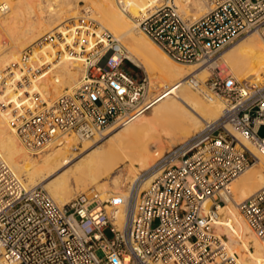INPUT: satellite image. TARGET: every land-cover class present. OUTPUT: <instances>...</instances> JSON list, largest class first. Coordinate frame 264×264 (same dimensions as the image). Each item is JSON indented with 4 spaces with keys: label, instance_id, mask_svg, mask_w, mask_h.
I'll return each mask as SVG.
<instances>
[{
    "label": "built area",
    "instance_id": "2783aa9c",
    "mask_svg": "<svg viewBox=\"0 0 264 264\" xmlns=\"http://www.w3.org/2000/svg\"><path fill=\"white\" fill-rule=\"evenodd\" d=\"M203 1L213 6L195 18L175 0H158L137 24L171 59L207 69L206 78L192 74L186 81L223 99L220 116L166 150L124 195L99 199L90 188L58 205L41 187H25L0 159L4 264H242L215 223L225 203L220 189L257 160L236 132L264 155V135L258 134L264 81L236 80L211 62L244 32L256 31L264 40V0ZM105 44L113 48L105 60H85L83 76L50 103L34 99L33 108L13 109L10 124L26 148L39 151L63 136L81 143L149 104L147 75L124 68L128 59L119 43ZM238 208L264 238V186Z\"/></svg>",
    "mask_w": 264,
    "mask_h": 264
},
{
    "label": "bare ground",
    "instance_id": "6f19581e",
    "mask_svg": "<svg viewBox=\"0 0 264 264\" xmlns=\"http://www.w3.org/2000/svg\"><path fill=\"white\" fill-rule=\"evenodd\" d=\"M157 1L0 0V78L4 79L3 83L0 80V159L25 187L37 186L57 173L43 187L57 204L65 205L72 198L69 180L75 182L80 188L77 193H81L90 183L112 175L120 165L123 168L117 171H122L123 177L116 174L112 183L115 187L126 184L128 187L142 170L154 163L160 152L198 131L204 120L220 116L224 101L193 90L186 81L192 74L202 80L208 74L207 69L171 59L138 27L137 18L148 13ZM78 2L84 3L86 12L79 17ZM20 3L29 9V16L16 13ZM175 4L180 11L186 15L189 11L195 18L213 6L203 0H175ZM78 18L83 23L86 19L96 20L100 25L91 28ZM71 20L70 24L65 23ZM105 31L113 35L115 42L123 44L128 60L145 70L152 85L161 89L160 96L170 87L175 88V95L163 96L150 104V115L141 107L101 135L83 140L77 153L72 152L77 143L73 136L57 138L41 149L45 152L37 161L11 126V112L22 111V106L33 108L37 103L34 99L38 104L50 103L76 84L84 74L88 53L96 49L97 42L103 43L101 34ZM93 34L100 37L97 42ZM35 41L40 42L25 54ZM102 48L106 52L113 50L107 45ZM220 58L223 64H219ZM211 64L222 71L225 66L229 67L239 80L262 82L264 40L256 31H250L220 51ZM236 136L257 160L220 189L225 203L218 207L216 223L230 237L232 244L225 242L228 251L231 252V247L245 251L253 247V252L244 256V264H264V238L252 232L238 208L243 200L264 186V155L247 138L237 132ZM149 182L147 179L143 187ZM122 187L111 191L104 182L98 183L99 199L109 193L124 195ZM216 223V232L224 235ZM0 264H4L1 258Z\"/></svg>",
    "mask_w": 264,
    "mask_h": 264
},
{
    "label": "rangeland",
    "instance_id": "374dc122",
    "mask_svg": "<svg viewBox=\"0 0 264 264\" xmlns=\"http://www.w3.org/2000/svg\"><path fill=\"white\" fill-rule=\"evenodd\" d=\"M204 2V1H203ZM83 5H84V3L83 2H78V5H77V9H79L78 11H79V15L77 16V17H79L80 15H84L86 12H85V9H83ZM81 7V8H80ZM29 9H27L24 5H22L21 3H20V5L18 6V8L16 9V13H18V15H20V16H29V14H30V12L28 11ZM29 12V13H28ZM89 15H90V13H89ZM78 20L80 21V22H82V20H81V18L79 19L78 18ZM87 21H88V23H87V26L89 25L91 28H95V27H98L100 24L98 23V21H96V20H90V19H86ZM72 22V20L69 22V21H65V23H68V24H70ZM61 25H64V23L63 24H61ZM107 31H105V32H103L102 34H101V37L103 36V38H104V43L106 42V40L107 41H109V43H110V41H111V39L114 41V43H119L121 46H122V48L124 49V52H125V54H126V49H125V47L123 46V44L120 42V41H116L115 42V39H113V35L112 34H110L109 32H107ZM250 31H248V32H244V33H242V34H240V35H238L231 43H228V44H226V45H224L223 47H222V49L220 50V51H222V50H224V49H226V48H228L229 46H231L233 43H235L236 41H238L239 39H241L242 37H244L245 35H247L248 33H249ZM94 38H95V41L97 42L98 40H99V38L100 37H98L97 35H95V34H93L92 35ZM107 36V37H106ZM2 42H4L3 40H2ZM40 41H35L34 42V44L33 45H30V47L28 48V49H26V53L25 54H27L28 52L27 51H30L31 50V48L32 49H34V47L35 46H37V44L39 43ZM102 42H97V44L95 45V46H97L96 47V49H94L92 52H90V53H88V55H87V58H86V62H90L92 59H94V58H96V56L98 55L99 57H101V60L100 61H104L105 60V58L108 56V54H109V52H107V53H105V55H103V52L105 51V49L104 48H102V46H103V44L104 43H102ZM106 45V44H105ZM32 46V47H31ZM128 59V58H127ZM219 64H223V60L220 58L219 59ZM88 65V64H87ZM86 65V63L83 65V68L85 69V67L87 66ZM85 66V67H84ZM124 68L127 70V71H129L130 73H132L134 76H136V77H139V76H141L143 73H145L146 75H147V77H148V79H149V76H148V74L145 72V70L143 69V68H141V67H139V66H135V64L132 62V61H129V60H124ZM85 71V70H84ZM224 74H230V75H232L236 80H239V79H237L236 77H235V74H234V72L229 68V67H227V66H225V69H224ZM208 75V74H207ZM206 75V76H207ZM83 76V75H82ZM82 76H80V77H82ZM25 78V77H24ZM204 78H206V77H204ZM203 78V79H204ZM80 79V78H79ZM78 79V80H79ZM0 80H2V82L1 83H3V81H4V79L3 78H0ZM150 100H149V104L147 105V106H145V107H143V111H144V113L145 114H148V115H150L149 113H150V104H152V103H154V102H156V100H158L159 98H161V97H163V96H166V95H171V96H174L175 95V91H174V87H170L169 89H167V91H165V93H163L161 96H160V93H161V89H158V87H155L154 85H152V82H150ZM157 88V89H156ZM192 89L193 90H196V89H194L193 87H192ZM37 97V96H36ZM157 98V99H156ZM214 98H216V99H220V97H215L214 96ZM223 100V99H222ZM6 107L4 106V107H2L1 109L3 110V109H5ZM7 108H10V109H12V106L11 105H8L7 106ZM22 108H24V106H22ZM148 111V112H147ZM129 118V117H128ZM122 120H126V119H122ZM122 120H120V121H118V122H116V123H114L113 125H116V124H120V122L122 123ZM200 125H202V123H200ZM12 126V125H11ZM12 127H14V126H12ZM258 134L259 135H264V125H261L259 128H258ZM89 140H91V139H89ZM179 141H181V140H179ZM178 142V140L176 141V142H174L173 144H171L170 146H168L167 148H166V150H168L171 146H173L175 143H177ZM76 145V146H75ZM74 145V147L72 148V152H79L80 150V148H81V146H82V142L81 143H76ZM165 145H167V143H165ZM56 146H60V145H57L56 144ZM165 150V151H166ZM164 151V152H165ZM36 152V153H35ZM45 151H41V150H39V151H31L30 150V153H33V154H31L37 161H40L41 160V154H43ZM163 151L162 152H160V155H162L163 153H164ZM159 155V156H160ZM159 156H156V159L159 157ZM37 157V158H36ZM121 168H123V165H120L119 167H117L116 168V170L113 172V174L112 175H109L108 177H101V178H99L98 180H96V181H94V182H92V183H90V185L88 186V187H86V190H88V189H90V188H92V189H94L95 190V192H97L98 193V190H97V184L98 183H101V182H104L107 186H108V188L111 190V191H119L120 189H121V187L122 186H117V187H115L114 185H113V183H112V178H113V176H120L121 178L123 177V175H122V171H120V172H118L117 171V169L119 170V169H121ZM245 171H246V169H245ZM245 171H242L243 173L245 172ZM242 172L240 173V174H238L236 177H238V176H240L241 174H242ZM117 174V175H116ZM57 175V173H55V174H53V175H51L50 177H48V178H46L45 179V181H41V183L39 184V185H37V186H39V187H41L42 189H44L47 193H48V191L43 187V184L45 183V182H47V181H49L50 179H52L53 177H55ZM21 178H23V176H20ZM236 177H234V178H236ZM233 178V179H234ZM232 179V180H233ZM231 180V181H232ZM23 182V181H22ZM230 182V181H229ZM69 184H70V187H71V190H72V197L74 196V195H76L77 194V192L80 190V188H78V186L75 184V182L73 181V180H69ZM77 186V187H76ZM127 187V184H126V186L124 187H122V189H125ZM88 188V189H87ZM85 190V191H86ZM49 194V193H48ZM59 205V204H58ZM156 224V221H154V223H153V225H155ZM216 226L222 231V233L225 235H223V238H224V242H226L227 241V243L229 244V246H230V244H232V242L230 241V237L228 236V234L226 233V232H224L223 230H222V228L216 223ZM229 234H230V232H229ZM230 250H231V252L233 251V252H235L237 255H238V258H239V260L244 264L245 263V260H246V257H244V256H246V255H249L250 254V252L252 253L253 252V247H249L248 248V250L247 251H245V250H242V249H240V248H237V247H235V248H230Z\"/></svg>",
    "mask_w": 264,
    "mask_h": 264
}]
</instances>
